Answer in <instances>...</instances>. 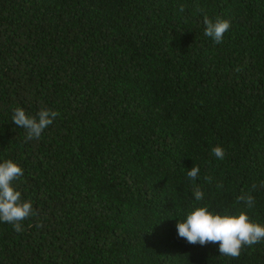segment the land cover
I'll return each mask as SVG.
<instances>
[{
  "label": "trees",
  "instance_id": "1",
  "mask_svg": "<svg viewBox=\"0 0 264 264\" xmlns=\"http://www.w3.org/2000/svg\"><path fill=\"white\" fill-rule=\"evenodd\" d=\"M0 264H264V0H0Z\"/></svg>",
  "mask_w": 264,
  "mask_h": 264
}]
</instances>
